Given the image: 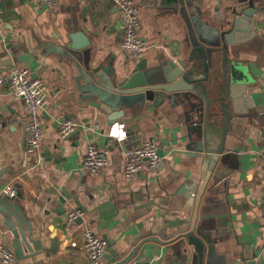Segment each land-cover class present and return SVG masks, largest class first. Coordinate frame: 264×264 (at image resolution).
I'll return each mask as SVG.
<instances>
[{"label": "crops", "instance_id": "1", "mask_svg": "<svg viewBox=\"0 0 264 264\" xmlns=\"http://www.w3.org/2000/svg\"><path fill=\"white\" fill-rule=\"evenodd\" d=\"M134 1L147 45L137 59L122 46L114 0H57L54 7L0 0V200L11 208L3 211L0 202V245L19 264H92L84 250L89 226L107 242L102 264H264V0H185L186 14L198 8L226 30L233 28L234 8L255 9L251 27L239 32L244 39L229 46L231 62L248 78L247 113L227 121L216 115L220 102L213 100L203 116L191 115L187 106L154 96L122 108L112 126L126 131L121 139L109 135L108 113L97 97L81 89L87 66L103 65L106 76L107 68L119 78L140 59L183 60L191 50L179 0ZM14 68L45 84L37 152L28 147L21 122L27 103L6 81ZM218 95L208 92L210 99ZM67 118L79 126L62 137ZM199 140L211 150L222 144L220 153L208 152L215 161L205 151L194 153ZM145 141L157 144L162 162L128 176L126 151ZM93 143L109 157L97 173L84 165ZM75 208L84 215L70 221ZM9 217L25 230L21 242ZM191 231L204 243L203 254L191 243Z\"/></svg>", "mask_w": 264, "mask_h": 264}, {"label": "water", "instance_id": "2", "mask_svg": "<svg viewBox=\"0 0 264 264\" xmlns=\"http://www.w3.org/2000/svg\"><path fill=\"white\" fill-rule=\"evenodd\" d=\"M179 1L182 3L181 11L189 26L191 50L188 59L177 60L163 55L156 61L150 62L147 58H143L130 72H126L119 78L107 68L105 70L110 76H106L100 71L104 68L103 65L93 69L87 66L90 73H82L85 85L81 89L97 97L100 108L108 113V123L111 127L115 124L113 122L123 115V107L137 102L145 103L154 96L168 99L176 106H187V113L198 116H203L206 111H210L214 106L212 101L217 100L220 102L221 110L216 115L226 118L227 121L234 113H247L252 105L245 70L240 64L231 62L229 46L244 39L240 37L239 32L251 27V17L255 9L247 8L241 12L238 7L234 8L233 28L226 30L225 24L218 23L219 26H213L212 19L205 20L202 17V11L198 8L186 14L185 0ZM230 22L228 21L227 24ZM77 50L79 51L80 48L71 46V53H76ZM80 56H83L82 53ZM218 68L221 73L219 77L215 75ZM212 90L219 92L215 99L208 97V92ZM221 146L222 144L211 150L203 144L202 140H199L195 144L197 152L194 153L200 156L205 151V158L213 162L217 156H210L208 152L218 154L222 150ZM0 202L3 204V211H10L9 203H5L4 199ZM13 206L16 207L14 204ZM18 210L23 218L22 212ZM7 223L21 242L19 236L21 233L25 238L24 228L20 226L19 231L11 217L7 219ZM188 236L199 253L203 254L204 243L195 236L193 231L189 232Z\"/></svg>", "mask_w": 264, "mask_h": 264}, {"label": "built area", "instance_id": "3", "mask_svg": "<svg viewBox=\"0 0 264 264\" xmlns=\"http://www.w3.org/2000/svg\"><path fill=\"white\" fill-rule=\"evenodd\" d=\"M54 7L57 0H33ZM119 11L120 27L123 31L122 46L133 59L139 58L147 50V45L141 34L140 10L134 0H114ZM11 92L16 97H22L27 103L28 111L21 118L26 128V141L31 151H38L43 139V123L40 117V108L45 97V84L41 80L30 77V71L25 68H14L6 78ZM79 124L72 118L65 119L60 126V135L67 137L73 133ZM109 135L115 138L127 137L126 131L118 132L112 127ZM125 172L128 176L143 170L156 169L162 162V156L154 141H145L139 146H133L126 151ZM109 163L106 151L97 145L90 144L84 159L87 169L97 173ZM264 216V199L262 201ZM84 215L81 209L69 212V220L74 221ZM107 249V242L98 236L89 226L84 228V250L92 264H102ZM0 264H19L18 256L7 246L0 245ZM139 264H152L150 262Z\"/></svg>", "mask_w": 264, "mask_h": 264}]
</instances>
